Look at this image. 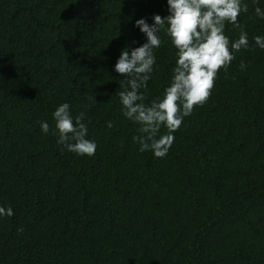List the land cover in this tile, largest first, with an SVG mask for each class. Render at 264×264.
<instances>
[{
	"label": "trees",
	"instance_id": "obj_1",
	"mask_svg": "<svg viewBox=\"0 0 264 264\" xmlns=\"http://www.w3.org/2000/svg\"><path fill=\"white\" fill-rule=\"evenodd\" d=\"M243 2L249 48L157 158L133 141L115 64L147 40L136 20L169 15L167 0H0V206L14 212L0 217V264H264V0ZM160 37L145 103L176 65ZM65 102L86 112L93 156L41 131Z\"/></svg>",
	"mask_w": 264,
	"mask_h": 264
},
{
	"label": "clouds",
	"instance_id": "obj_2",
	"mask_svg": "<svg viewBox=\"0 0 264 264\" xmlns=\"http://www.w3.org/2000/svg\"><path fill=\"white\" fill-rule=\"evenodd\" d=\"M256 3V0H253ZM169 15H154V23L146 19L135 24L147 37L139 47H126L115 64V71L126 79L119 83L117 93L125 118L139 125L133 141L140 145L139 151H152L163 158L174 143V133L180 129L184 118L194 108L208 102L215 80L221 69L227 70L236 53L249 48L248 34L239 22L240 14L248 12L243 0H167ZM257 17L264 19V11L255 7ZM226 23L239 30V37L232 40L225 34ZM170 37L177 50L176 65L171 83L162 97L145 103L141 89H147L156 62L154 49L161 46L160 32ZM255 45L264 49V36L254 37ZM247 67L243 60L240 69ZM95 103V97H91ZM55 127L40 121L41 131H51L58 136L57 143L77 155L93 156L97 149L95 140L87 138L86 112L73 116L69 103H61L53 112ZM91 122L90 120L88 121ZM109 128L113 122L108 121ZM167 131L160 133L161 128ZM14 215L11 206H0V217ZM18 231H23L18 228Z\"/></svg>",
	"mask_w": 264,
	"mask_h": 264
}]
</instances>
